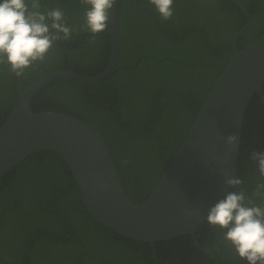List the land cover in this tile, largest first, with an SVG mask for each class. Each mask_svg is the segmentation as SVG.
Listing matches in <instances>:
<instances>
[{
    "label": "trees",
    "instance_id": "1",
    "mask_svg": "<svg viewBox=\"0 0 264 264\" xmlns=\"http://www.w3.org/2000/svg\"><path fill=\"white\" fill-rule=\"evenodd\" d=\"M237 1L244 11L234 0H174V15L164 21L149 0H117L120 51L112 72L92 85L53 80L33 96L32 113L64 114L93 127L109 148L125 194L142 203L230 59L233 36L249 19L235 48L264 35V0ZM56 7L72 35L22 76L0 64V126L19 87L25 90L45 74L69 67L96 76L109 63L108 29L95 43L82 29L90 6L41 0V11ZM254 150L264 152V109L256 94L242 122L234 174L248 196L264 180L250 159ZM222 235L207 220L194 236L153 245L117 234L89 216L68 166L50 151L27 156L0 178V264H247Z\"/></svg>",
    "mask_w": 264,
    "mask_h": 264
},
{
    "label": "water",
    "instance_id": "2",
    "mask_svg": "<svg viewBox=\"0 0 264 264\" xmlns=\"http://www.w3.org/2000/svg\"><path fill=\"white\" fill-rule=\"evenodd\" d=\"M116 1L108 28L111 56L102 73L83 76L69 67L45 74L25 90L19 87L17 100L0 126V178L27 156L50 151L68 166L87 213L99 225L151 245L186 234L194 236L209 209L229 191L226 176L230 178L236 171L238 149L230 151L226 137L235 134L240 141L253 95L259 97L264 109V35L240 50L235 48V40L251 23L249 19L233 36V53L170 164L146 200L134 204L122 188L108 146L93 127L64 114L31 111L35 93L53 80L92 85L112 72L120 51ZM194 210L199 215L190 213Z\"/></svg>",
    "mask_w": 264,
    "mask_h": 264
},
{
    "label": "clouds",
    "instance_id": "3",
    "mask_svg": "<svg viewBox=\"0 0 264 264\" xmlns=\"http://www.w3.org/2000/svg\"><path fill=\"white\" fill-rule=\"evenodd\" d=\"M81 3L90 6L85 10L82 29L93 34L90 42L95 43L96 35L109 28L115 0H81ZM149 3L161 20L173 17L174 0H149ZM40 9L41 0H0V64H8L16 76H22L38 62L43 63L55 43L70 39L74 30L67 26L61 8ZM225 143L230 151H236L239 137L229 135ZM250 159L264 178V152L254 150ZM243 183L237 175L226 176L225 184L232 190L209 209L206 220L214 229L222 230V239L241 260L247 264H264V180L257 183L251 196L241 188ZM190 213L199 215L198 210Z\"/></svg>",
    "mask_w": 264,
    "mask_h": 264
},
{
    "label": "flooded vegetation",
    "instance_id": "4",
    "mask_svg": "<svg viewBox=\"0 0 264 264\" xmlns=\"http://www.w3.org/2000/svg\"><path fill=\"white\" fill-rule=\"evenodd\" d=\"M208 253V252H207Z\"/></svg>",
    "mask_w": 264,
    "mask_h": 264
}]
</instances>
